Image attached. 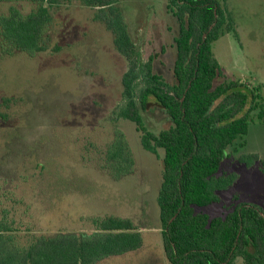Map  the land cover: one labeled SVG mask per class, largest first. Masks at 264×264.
I'll use <instances>...</instances> for the list:
<instances>
[{
	"label": "rangeland",
	"instance_id": "obj_1",
	"mask_svg": "<svg viewBox=\"0 0 264 264\" xmlns=\"http://www.w3.org/2000/svg\"><path fill=\"white\" fill-rule=\"evenodd\" d=\"M129 33L153 71L175 82L174 38L179 26L166 0H113ZM235 29L212 43L223 79L241 80L258 88L264 103V0H220ZM28 13L26 0L0 2ZM52 21L45 41L57 51L33 56L0 52V221L17 228L20 241L58 231H91L92 219H129L142 245L96 264H171L163 251L157 194L163 148L144 149L135 124L115 113L122 102L121 78L128 64L117 51L112 33L93 17L83 0H59L50 8ZM228 14V13H227ZM249 113L246 144L231 152L220 167L238 179L219 192L220 201L196 206L209 216H224L237 202L264 213V172L260 162L247 167L235 158L257 153L264 158V124ZM146 128L158 133L170 125L167 114L153 106L142 113ZM115 128L125 137L134 160L131 173L113 178L103 167ZM237 198V199H235ZM233 264H243L236 257Z\"/></svg>",
	"mask_w": 264,
	"mask_h": 264
},
{
	"label": "trees",
	"instance_id": "obj_2",
	"mask_svg": "<svg viewBox=\"0 0 264 264\" xmlns=\"http://www.w3.org/2000/svg\"><path fill=\"white\" fill-rule=\"evenodd\" d=\"M12 1L16 0H0ZM26 1L35 5L28 13L11 5L0 14V52L17 50L33 56L57 51L58 45L50 48L44 37L52 21L50 8L59 0ZM83 4L95 8L93 17L112 33L115 48L128 64L116 115L135 124L144 149L164 150L157 203L166 259L171 264H233L239 256L243 264H264V213L258 206L237 202L224 216L212 217L195 209L219 202V192L238 179L235 172L219 170L231 152L246 144L249 113L257 110L256 117L264 124L258 88L238 79L216 83L223 70L212 43L235 29L230 12L220 0H166L179 26L174 38L175 82L170 84L153 71L151 57L143 60L113 0H83ZM153 106L170 120L156 134L142 117ZM105 156L103 169L113 178L132 172L134 160L119 129L115 128ZM235 160L247 167L260 162L264 172V158L257 153L240 154ZM92 223L91 231L31 234L22 242L17 228L1 220L0 264H96L142 245L141 234L129 219L108 216Z\"/></svg>",
	"mask_w": 264,
	"mask_h": 264
},
{
	"label": "water",
	"instance_id": "obj_3",
	"mask_svg": "<svg viewBox=\"0 0 264 264\" xmlns=\"http://www.w3.org/2000/svg\"><path fill=\"white\" fill-rule=\"evenodd\" d=\"M263 214V213H262Z\"/></svg>",
	"mask_w": 264,
	"mask_h": 264
}]
</instances>
